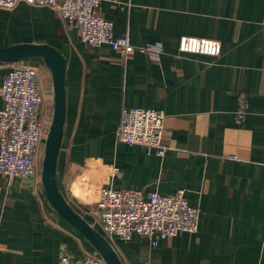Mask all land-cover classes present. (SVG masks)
I'll use <instances>...</instances> for the list:
<instances>
[{
    "label": "crops",
    "instance_id": "crops-1",
    "mask_svg": "<svg viewBox=\"0 0 264 264\" xmlns=\"http://www.w3.org/2000/svg\"><path fill=\"white\" fill-rule=\"evenodd\" d=\"M99 13L114 23L116 37H129L131 55L83 43L77 26L50 7L0 8V47L47 44L66 60L60 192L101 232L91 210L102 188L185 192L200 211L197 233L156 247L137 234L110 239L123 264H264V0H102ZM182 36L218 40L222 53L182 54ZM157 43L159 62L146 51ZM24 63L40 66V113L53 117L49 70L38 59ZM11 68L0 62V88ZM131 108L165 114L164 155L118 140ZM44 149L30 177L0 174V264H60L63 256L96 254L46 196Z\"/></svg>",
    "mask_w": 264,
    "mask_h": 264
},
{
    "label": "built area",
    "instance_id": "built-area-1",
    "mask_svg": "<svg viewBox=\"0 0 264 264\" xmlns=\"http://www.w3.org/2000/svg\"><path fill=\"white\" fill-rule=\"evenodd\" d=\"M127 2V0H124ZM102 0H0V8L14 9L21 3L50 7L61 20L77 26L80 40L90 46L109 45L112 50L128 57L134 52L127 35L116 37L114 23L99 13ZM162 44L149 45L147 54L159 62ZM178 51L218 57L220 41L210 38L182 36ZM3 108L0 109V174L8 179L28 178L37 171L52 115L40 113L45 102L40 66L13 63L0 88ZM246 101H240L238 115L246 111ZM162 111L141 108L126 109L117 130V138L127 145H140L149 153H166L162 145L165 124ZM102 232L110 239L130 241L134 235L147 237L152 246L162 240L183 234H195L200 211L191 206L183 190L164 195L158 191L115 190L102 188L91 210ZM60 264H105L98 253L82 258L63 256Z\"/></svg>",
    "mask_w": 264,
    "mask_h": 264
},
{
    "label": "water",
    "instance_id": "water-1",
    "mask_svg": "<svg viewBox=\"0 0 264 264\" xmlns=\"http://www.w3.org/2000/svg\"><path fill=\"white\" fill-rule=\"evenodd\" d=\"M28 59L43 61L51 74L54 88L53 117L41 170L46 196L53 209L86 238L105 264H123L110 241L70 206L58 188V158L66 120V60L57 49L47 44L25 43L0 47V62L13 64Z\"/></svg>",
    "mask_w": 264,
    "mask_h": 264
},
{
    "label": "rangeland",
    "instance_id": "rangeland-1",
    "mask_svg": "<svg viewBox=\"0 0 264 264\" xmlns=\"http://www.w3.org/2000/svg\"><path fill=\"white\" fill-rule=\"evenodd\" d=\"M42 161H43V155H42V157H41V159H40V162H41V166H42ZM105 238H107L109 241H110V237H108V236H106L103 232H100ZM110 243H111V241H110ZM113 246V245H112Z\"/></svg>",
    "mask_w": 264,
    "mask_h": 264
},
{
    "label": "trees",
    "instance_id": "trees-1",
    "mask_svg": "<svg viewBox=\"0 0 264 264\" xmlns=\"http://www.w3.org/2000/svg\"><path fill=\"white\" fill-rule=\"evenodd\" d=\"M99 231V230H98ZM99 232H101V231H99ZM96 252V251H95ZM97 253V252H96Z\"/></svg>",
    "mask_w": 264,
    "mask_h": 264
}]
</instances>
